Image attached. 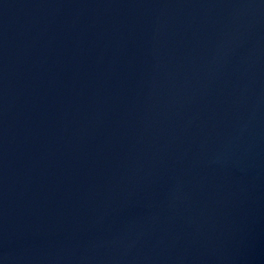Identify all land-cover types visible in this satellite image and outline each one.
Here are the masks:
<instances>
[{
  "label": "water",
  "instance_id": "obj_1",
  "mask_svg": "<svg viewBox=\"0 0 264 264\" xmlns=\"http://www.w3.org/2000/svg\"><path fill=\"white\" fill-rule=\"evenodd\" d=\"M0 264H264V0H0Z\"/></svg>",
  "mask_w": 264,
  "mask_h": 264
}]
</instances>
